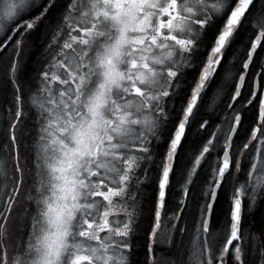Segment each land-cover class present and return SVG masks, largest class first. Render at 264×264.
Here are the masks:
<instances>
[{
    "label": "snow or ice",
    "instance_id": "snow-or-ice-1",
    "mask_svg": "<svg viewBox=\"0 0 264 264\" xmlns=\"http://www.w3.org/2000/svg\"><path fill=\"white\" fill-rule=\"evenodd\" d=\"M0 264H264V0H0Z\"/></svg>",
    "mask_w": 264,
    "mask_h": 264
},
{
    "label": "trees",
    "instance_id": "trees-1",
    "mask_svg": "<svg viewBox=\"0 0 264 264\" xmlns=\"http://www.w3.org/2000/svg\"><path fill=\"white\" fill-rule=\"evenodd\" d=\"M41 38H42V37H41ZM41 38H40V40H41ZM36 58H37V54H36L35 57H34L33 66H35V61H37ZM257 218H259V214L257 215Z\"/></svg>",
    "mask_w": 264,
    "mask_h": 264
},
{
    "label": "rangeland",
    "instance_id": "rangeland-1",
    "mask_svg": "<svg viewBox=\"0 0 264 264\" xmlns=\"http://www.w3.org/2000/svg\"><path fill=\"white\" fill-rule=\"evenodd\" d=\"M43 41V37L41 38V42ZM39 59H41V55L39 54V53H37V58H36V60H39Z\"/></svg>",
    "mask_w": 264,
    "mask_h": 264
}]
</instances>
